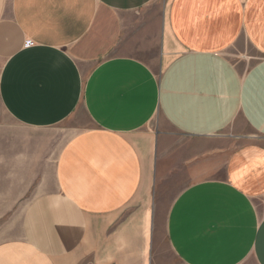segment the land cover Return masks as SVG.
I'll use <instances>...</instances> for the list:
<instances>
[{
    "label": "crops",
    "instance_id": "0c3cea01",
    "mask_svg": "<svg viewBox=\"0 0 264 264\" xmlns=\"http://www.w3.org/2000/svg\"><path fill=\"white\" fill-rule=\"evenodd\" d=\"M0 264H264V0H0Z\"/></svg>",
    "mask_w": 264,
    "mask_h": 264
},
{
    "label": "rangeland",
    "instance_id": "374dc122",
    "mask_svg": "<svg viewBox=\"0 0 264 264\" xmlns=\"http://www.w3.org/2000/svg\"><path fill=\"white\" fill-rule=\"evenodd\" d=\"M242 51L249 52V53H254V50L250 49L246 44H239L238 48L230 50L228 52V54H229V56H232L233 58L234 57L236 58V57H238V56H240L242 54H245V52H242ZM254 57L256 58V56H254ZM257 58H258V56H257Z\"/></svg>",
    "mask_w": 264,
    "mask_h": 264
}]
</instances>
